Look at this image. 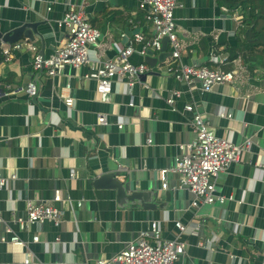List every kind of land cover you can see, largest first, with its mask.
<instances>
[{
    "label": "crops",
    "instance_id": "obj_1",
    "mask_svg": "<svg viewBox=\"0 0 264 264\" xmlns=\"http://www.w3.org/2000/svg\"><path fill=\"white\" fill-rule=\"evenodd\" d=\"M139 1L0 0V30L34 25L32 38L19 41L27 39L47 56L66 41V29L58 26L63 14L80 6L100 32L97 43L88 47L89 57L104 62L115 56L116 47L132 42L135 33L154 38ZM236 1L180 0L174 11L184 46L181 64L242 70L233 83L210 92L201 91L198 82H177L158 63L132 87L118 80L109 94L100 95L95 82L85 78L88 66H66L50 78L32 70L27 49L13 51L6 63L0 52V83L21 89L33 83L37 89L35 97L0 96V176H15L0 188V264H24L26 251L31 264H95L122 251L152 222L158 223L163 240L184 244L178 264H264V60L262 46L251 49L244 34L253 21V6L258 8L255 15H264V0H251L253 5ZM255 30L264 38V18L257 20ZM141 46L133 43L130 63H145ZM166 51L170 53L168 44ZM158 55L152 51L153 58ZM173 92L179 96L171 108L166 100ZM64 98L72 99V106ZM186 105L193 112L184 111ZM194 114L217 137L235 145L250 141L240 161L214 181L222 203L193 207V196L171 172L162 188L160 171L173 166L179 146L195 139ZM99 117L105 125L98 123ZM110 169L120 174L118 182L130 180L134 190L155 192L162 209L121 205L114 190L93 187L95 177ZM56 193L61 202L54 205L62 213L57 226L18 229L14 220L25 217L26 201L49 203ZM175 223L186 230L180 232ZM6 228L25 247L1 242L10 236Z\"/></svg>",
    "mask_w": 264,
    "mask_h": 264
},
{
    "label": "built area",
    "instance_id": "obj_2",
    "mask_svg": "<svg viewBox=\"0 0 264 264\" xmlns=\"http://www.w3.org/2000/svg\"><path fill=\"white\" fill-rule=\"evenodd\" d=\"M178 7H180V0H140L138 8L144 13V19L151 24L154 38L145 40L140 33H135L132 42L128 45L116 47V54L111 60L98 62L90 59L88 47L97 43L100 32L89 24L82 7L72 6L65 11L58 22V26L67 31L66 41L62 46L44 56L27 39L13 44H4L0 50L2 61L9 62L13 51L27 49L32 53V70L43 72L50 78L60 75L66 66L74 68L88 66L89 70L85 78L94 81L96 92L104 95L111 92L112 85L118 80H124L127 88L132 87L140 76L151 69L145 63L132 64L129 62L128 59L134 52L133 43H141L139 54L146 56L148 50L159 52L161 40L166 38L170 56L163 62V70L177 82L187 86L198 82L203 92H210L216 85L233 83L242 72L240 68L225 71L220 67L209 69L181 64L180 59L184 46L178 39L174 21V11ZM20 93L35 97L37 89L33 83H29L25 89L0 83V96H16ZM178 96L177 92H173L166 100V104L172 108ZM64 103L70 107L72 99L64 98ZM184 111L191 113L193 108L186 105ZM223 114L222 111L220 115ZM226 117L230 118V115ZM98 123L105 125V118L99 117ZM192 125L195 133L194 141L189 145L179 146L181 153L175 158L173 166L168 170L160 171L162 188L166 187V173L171 172L177 175L179 187L185 188L193 196V207L200 204L210 205L214 202L222 203L224 198L215 195L214 181L230 165L240 161L241 154L249 148L250 141L235 145L228 139L215 136L208 123L198 114L193 115ZM122 127V123L117 124L118 129ZM150 144V139H147L146 145ZM14 178L15 176L11 175L8 179ZM8 179L0 176V188L6 185ZM59 202H61L59 193H56L49 203L26 201L25 217H18L14 222L21 231L34 224L50 223L57 226L61 221L62 213L54 203ZM175 227L180 232L186 230L180 223H175ZM4 233L10 236L8 239L2 237L1 242L25 247V243L9 228H6ZM32 242L37 243L38 237L34 236ZM183 253L184 244L175 240H163L158 223L152 222L147 229L140 231L138 236L122 251L108 259H98L95 264H178V259ZM30 258L31 254L26 251L22 262L31 264Z\"/></svg>",
    "mask_w": 264,
    "mask_h": 264
},
{
    "label": "water",
    "instance_id": "obj_3",
    "mask_svg": "<svg viewBox=\"0 0 264 264\" xmlns=\"http://www.w3.org/2000/svg\"><path fill=\"white\" fill-rule=\"evenodd\" d=\"M35 33L34 25L26 24L21 27H17L11 31L2 32L0 30V46L3 44H13L18 42L22 37L27 39L32 38V32ZM168 41L166 38L161 40V48L159 55L156 58L152 57V50H148L145 56V64L151 69L154 68L158 63H163L170 53L166 51ZM141 77V76H140ZM108 173L98 175L93 180V187L104 188L114 190L116 198L119 204L123 205H139L145 209L154 210L156 208L162 209L163 205L161 202L154 199L156 197L155 192H144L137 191L131 188L130 180L124 182H118L115 178L119 176V173H115V169H110ZM169 194H166V201L169 200Z\"/></svg>",
    "mask_w": 264,
    "mask_h": 264
},
{
    "label": "trees",
    "instance_id": "obj_4",
    "mask_svg": "<svg viewBox=\"0 0 264 264\" xmlns=\"http://www.w3.org/2000/svg\"><path fill=\"white\" fill-rule=\"evenodd\" d=\"M221 2L228 3L229 5L231 3V5H234V3L230 2V0H221ZM236 2L237 3L241 2L242 4L249 3L250 5H253L251 0H239ZM257 10H258V8L255 9L254 6L251 8L250 13H251V18L253 19V21L250 22V28H247L246 31L244 32V34H246V38L248 40V43H249L251 49L252 48H259L262 46L259 53L262 55V58L264 60V38H263L262 34L259 35L260 32L255 30L257 20L259 18H264V15H262V14L255 15ZM0 61H1V57H0ZM263 71H264V66H263Z\"/></svg>",
    "mask_w": 264,
    "mask_h": 264
}]
</instances>
